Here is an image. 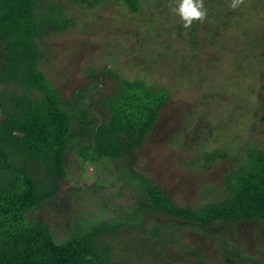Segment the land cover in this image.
<instances>
[{"label": "rangeland", "instance_id": "1", "mask_svg": "<svg viewBox=\"0 0 264 264\" xmlns=\"http://www.w3.org/2000/svg\"><path fill=\"white\" fill-rule=\"evenodd\" d=\"M56 2L63 7L61 0ZM203 3L207 11L205 20L194 22L188 29L173 11L176 0H122L117 7L100 5L95 12L85 9L87 14L100 16L101 21L90 18L83 22V31L69 28L66 35L58 38L59 44L49 45L52 52L65 46V51L71 53V58L63 59L50 55V59L55 58L53 66L49 58L45 63L48 78L53 80L62 74L56 77L55 84L72 105L75 98L82 96L71 93L88 85L84 76V68L91 64L88 59L98 60H93L92 66L100 69L99 77L105 67L111 75L125 78L128 84L166 90L168 101L160 109L144 145L130 159L125 153L119 156L128 149L122 150L116 142L118 136L127 142L121 135L122 126L116 124L121 121L125 125L127 120L112 108L119 98L102 110L93 111L96 105L90 107L91 115L87 118L77 114L71 122L79 135H67V145L59 149L57 158L53 153L32 149L34 143L54 132L55 113L46 109L42 94L36 92L24 74L19 83L13 78H1L4 68L0 54V93L26 101L15 114L0 111V194L8 197L9 191L17 196L23 187L30 190L29 197L36 196L30 199L37 202L36 209L21 218L19 224L15 215L11 217L15 224L31 229L41 224L57 244L89 246L79 238L83 228L94 229L101 221H110L109 226L114 227V221L126 214L122 209L128 203L134 204L132 210H141L142 194L134 176L141 174L166 194L172 207L193 210L195 221L211 225L215 216L228 221L243 220L237 235L232 237L247 254L242 257L248 264V255L263 258L264 264V222L251 220L252 214L243 210L204 208L222 201V181L227 173L238 174L250 167L243 164L250 155V146L264 151V0H244L236 8L240 16L232 19L231 25L222 26L225 34L218 25L227 21V6H218L214 0ZM49 11L48 23L65 24L58 5L53 4ZM213 13L218 21L211 22ZM36 25L38 22L33 23ZM5 26L9 38L20 46L21 36H12L10 31L14 30L9 24ZM211 28L220 37L226 35L230 55L220 51L215 54L218 43L210 40ZM242 42L246 44L245 51L241 49ZM29 46L30 50L34 48ZM235 53L245 57L237 67H232L225 60L228 56L235 60ZM15 63L20 67L25 64L20 51ZM85 93L90 95L86 97H93L92 90L86 89ZM85 101L79 102L87 104ZM98 125L108 128L98 132ZM182 133L185 142L179 146L173 139ZM25 145L28 148L23 150ZM204 152L225 156L206 163ZM191 159L198 160V164L187 167ZM240 165L244 167L238 169ZM22 169L26 170L22 175L15 172ZM224 181L233 183L231 175ZM236 200L241 207L243 200ZM167 215L150 211L149 218L137 227L112 235L108 241L115 258H124L128 253H140L145 258L147 253L142 249L150 247V254L155 256L148 259L150 264H196V254L202 261L219 264L216 242L223 230L220 225L204 227L202 233L196 229L200 226L192 227ZM152 228L154 236L149 235ZM231 242L236 244L232 238Z\"/></svg>", "mask_w": 264, "mask_h": 264}, {"label": "trees", "instance_id": "2", "mask_svg": "<svg viewBox=\"0 0 264 264\" xmlns=\"http://www.w3.org/2000/svg\"><path fill=\"white\" fill-rule=\"evenodd\" d=\"M14 1L16 2H13V0H0V8L2 11L0 17L2 18L4 14L3 20H0V54L3 55L2 64L4 68V77L2 76L1 78L4 80H6L5 77L9 79L13 78L16 83H19L24 74L26 76L25 79L34 86L36 92L42 94L46 109L48 111H54L55 113L54 132L42 138L41 142L34 143L32 149L41 150L45 154L53 153L57 158L59 156V149L67 145V135H73V137L79 135L77 134L78 131H74V123L71 122L77 114L87 118L91 115L89 111L90 107L96 105L93 111L102 110L119 98L115 104H112V108L119 116L121 114L127 120L125 125L121 121L116 122L118 126H122L123 132L121 135L127 139V142L124 143L119 136L116 142L118 145H122V150L128 149L129 152L128 154L124 150L119 156L123 157L127 155L130 159V156L144 145L147 136L155 125L160 109L168 101L169 96L166 90L163 88L155 89L149 85L141 87L138 84H128L125 78L115 73L111 75L105 67L102 70V76L99 77L98 71L100 69L92 66L94 59H88L91 64L84 68V76L88 85L81 90H75L71 93L75 97L76 95L74 94H81L82 96L79 99L75 98L78 100L76 101L74 99L73 101L76 103L72 105L71 100L61 96V90L55 84L56 77H61L62 74L56 75L53 80L50 79L51 77L48 78L46 76V73L48 74L46 64L48 63H45V61L49 62L48 58L53 54L56 58L62 57V59L72 57L69 51H65V46H58L57 48L52 46L53 49L55 48L53 52L49 48V45L59 44L58 38L66 35L68 32L67 29L75 27L79 31H83L85 27L83 22H88L90 18H96L98 21H101L100 16L87 14L86 12L88 11H85V9L95 12L100 5H109L112 8L119 5L122 0H61L63 7L56 0ZM214 2L218 6L224 3V6H227V11L229 12V15L226 17L227 21L225 20L226 23H221L220 25L217 22L215 23L220 26L219 29H222V26L231 25L232 19L237 18L241 14H238V10L232 9L229 6L230 0H224L223 3L220 0H214ZM53 4L60 7L62 11L60 12V16L65 22L64 25L48 23V13ZM6 8L9 9L4 13ZM24 9L25 11H23ZM213 14L211 15V22L218 21L216 14ZM16 16L19 18L18 21L14 19ZM1 21H4V24ZM6 21L9 22L6 23ZM35 22H38V26H33ZM8 24L14 30V33L10 31L12 36H16V34L21 36L20 46H18V43L14 39L9 38L7 33L8 28L5 26ZM218 26L215 28H218ZM222 30L225 34L226 29L224 28ZM208 33L211 42L218 43L215 50L213 48L215 54L220 51L230 55V49L226 45V35L220 37L212 28L208 30ZM194 44L198 47V43ZM29 45H32L34 48L30 50ZM245 45L242 42L241 49L244 51ZM19 51L20 55L22 54L25 58V64L22 67L18 63H15ZM239 53H235L237 55L235 60L232 56H228L225 62L227 63L228 60V63L232 67H237L245 57V55ZM53 59H50L51 63L49 64L51 66L54 64ZM97 61L94 60L95 63ZM86 89L92 90L93 97H86L90 96L85 93ZM82 99H87L85 101L87 102V104L85 103L86 105L79 102ZM4 104H8L9 106H5ZM25 105L26 101L19 97L11 95L5 96L3 93H0V111H12L15 114L16 110L22 109ZM97 128L98 132L102 130L104 132L108 127L98 125ZM80 135L84 136L83 133H80ZM102 135L107 136L109 133H103ZM191 140H194V137ZM173 142L181 146L180 144L185 142L184 133L175 136ZM25 148L27 149L28 145H25L23 150ZM55 148L57 151H53ZM247 152L250 155L246 156L243 164H246L245 167H250L241 169L238 174H232L233 172L227 173L225 178L229 179L231 175L233 183L232 185L228 184L224 181L225 178L222 181L225 189L224 196L221 198L222 201L218 202V204L206 205L204 208L219 211L229 210L233 212L243 210L252 214L251 220L264 222V151L257 149L255 146H250ZM123 153L125 154L123 155ZM224 156V154L216 155L213 152H204L202 154L204 162L206 163H209L215 158L223 159ZM193 163L198 164V160L191 159L187 167ZM242 167L244 166L240 165L237 168L240 169ZM25 171L23 169L20 171L15 170L20 175ZM134 176L138 183L137 187H139L138 189L141 190L140 192L142 194L141 199L143 200V205L140 208L141 210H132L134 204L128 203L122 209L126 214L122 215L123 218L119 217L114 221V227L109 226L110 221H101L96 224L94 229L92 227L88 228V230L83 228V232L79 238L89 246L86 245L81 248H75L73 243L57 244L53 242L50 233L41 224L39 227L36 224L35 229L23 225V228H20L19 225L13 222V218L11 217L15 215L17 217L15 222L19 224L21 218L36 209L37 202L30 199L31 196H28L31 193L30 190L28 191L23 187H20L17 196L13 194L15 192L11 191L12 195L9 191H6L14 197H10L9 194L7 197L2 192L0 194V264H150L148 259L153 260V257H155L154 254H150V247L142 249V251L147 253L145 258L140 253H128L124 258L121 256L119 259H116L108 241L118 231L129 227H137L138 223H141L144 218H149L150 211H158L165 215L168 213L167 216L170 218L177 217L175 219L185 221L189 225H193L192 227L200 226L196 227V229H201L200 231L202 233H204V230H202L204 227L215 226V224L220 225L224 232L222 230L220 240L216 242V247L219 252L218 259H220L219 264H227L226 262L231 261H234L235 264L249 263L242 257V254H245L241 249L242 247L236 241V238L232 237L233 235H237L241 224L244 223L243 220L228 221L220 216H215L211 225L205 224L203 221H195L193 219V215L195 214L193 210L185 207H172L167 200L166 194L162 190L154 186L147 178L142 177L141 174H134ZM21 183L22 181L20 185ZM32 197L36 198L35 195ZM28 199L30 200L27 201ZM236 199L243 200L241 207H238ZM176 213L179 214V217L176 216ZM152 229V231H149L150 236H154L155 229ZM209 236L211 238L212 234H209ZM250 236H252L251 233ZM231 238L236 242L235 245L231 242ZM243 256H247V254ZM248 256H250L249 258L247 257L251 261L250 264H262L263 258L253 255ZM195 259L197 261L196 264H210L207 261L205 262V260L202 261V258L197 254L195 255Z\"/></svg>", "mask_w": 264, "mask_h": 264}, {"label": "clouds", "instance_id": "3", "mask_svg": "<svg viewBox=\"0 0 264 264\" xmlns=\"http://www.w3.org/2000/svg\"><path fill=\"white\" fill-rule=\"evenodd\" d=\"M243 3L244 0H231L229 6L236 9ZM173 11L183 22L185 29L190 28L194 22L202 23L207 15L203 0H176Z\"/></svg>", "mask_w": 264, "mask_h": 264}]
</instances>
